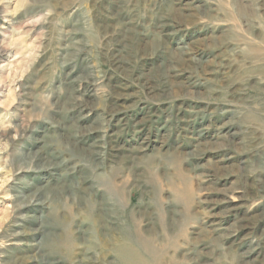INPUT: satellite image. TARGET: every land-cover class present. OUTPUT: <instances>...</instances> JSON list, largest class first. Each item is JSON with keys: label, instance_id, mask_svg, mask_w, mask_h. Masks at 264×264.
I'll return each instance as SVG.
<instances>
[{"label": "rangeland", "instance_id": "1", "mask_svg": "<svg viewBox=\"0 0 264 264\" xmlns=\"http://www.w3.org/2000/svg\"><path fill=\"white\" fill-rule=\"evenodd\" d=\"M0 103V264H264V0H0Z\"/></svg>", "mask_w": 264, "mask_h": 264}, {"label": "bare ground", "instance_id": "2", "mask_svg": "<svg viewBox=\"0 0 264 264\" xmlns=\"http://www.w3.org/2000/svg\"><path fill=\"white\" fill-rule=\"evenodd\" d=\"M147 87V86H146ZM4 94V93H3ZM2 103V102H1ZM0 103V104H1ZM17 134V133H16ZM29 203V202H28ZM41 203V202H40ZM29 206V205H28ZM27 206V207H28ZM14 242H18V241H14ZM12 243V242H11ZM10 245H13L14 247H16V246H21V244L18 242V243H12V244H10ZM18 248V247H17Z\"/></svg>", "mask_w": 264, "mask_h": 264}]
</instances>
